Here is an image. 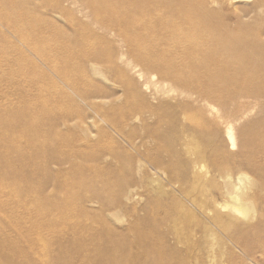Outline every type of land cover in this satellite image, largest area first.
<instances>
[{
  "label": "rangeland",
  "instance_id": "374dc122",
  "mask_svg": "<svg viewBox=\"0 0 264 264\" xmlns=\"http://www.w3.org/2000/svg\"><path fill=\"white\" fill-rule=\"evenodd\" d=\"M9 1L11 0H6V3ZM126 1L121 0L123 3ZM254 1L234 0L232 7L227 4L222 9L224 18L216 21L214 26L220 29L241 31L244 38L253 36L259 31L244 30L243 23L246 21L237 16L234 8L246 7ZM24 3L25 0H12V5L18 12L30 13L33 11L31 8H24ZM3 8L5 7L3 6ZM40 8L43 9V7ZM66 8L62 10L60 16L55 15V19L52 18L54 25H50V29L47 30L32 23L15 35H10L4 31L6 29L0 24V43L3 44V47H0V113L8 116L6 120L4 119L3 125L11 128H9V134L0 143V264H90V262L96 264L98 259L90 254L91 242L88 241V244L81 245V242L77 241L72 234L73 232H83V224L87 223L90 225V233L95 232L96 235H99L103 229L101 217H105L108 221L107 227H114L122 231L131 225L138 224V237L136 236L138 239L145 240L152 232L156 235L160 234L165 241L172 243L170 245L175 248L174 252L179 251L173 259L174 264H185L186 261H189L190 264H198L197 257H200L199 261L204 264H246L243 260L242 246L230 241L229 235L232 234V230L237 231L244 241L252 244L249 228L245 227L247 220L242 213H236V216L239 217L238 225L236 224L234 226L236 228L232 230H226L229 231L227 233H224L226 232L223 230L224 227L219 228L212 225L210 220L214 213L204 210V208L213 207L214 201L222 204H231V201L228 202V198L221 190L211 189L209 191L204 182L210 178V175L205 172H201L203 175L199 174L200 172L198 174L193 172L195 167L192 169L190 159L194 158V155L184 152L182 155L184 159L181 157V161H178L179 169L182 168L181 170L186 174V180L181 183H178L180 181L176 170H171L169 167L165 168L166 171L159 169L160 173H158V169L154 168V170L143 171H137L134 168L124 170L136 158V152L125 141L124 133L133 134V139L139 143L145 141L146 145L141 148L142 151L145 150L152 157L160 154L162 157L165 156L163 162L169 161V156L167 152L165 153L166 149L159 146L158 136L151 132L153 128H147L146 125L155 126L157 121L154 117H150L152 113H162L166 119L169 118V111L160 108L159 104L166 100L170 101L169 98L173 99L172 96L181 97L184 87L174 85L175 90L168 92L165 98L156 99L150 93L151 88L148 90L147 87L152 84L150 73L147 70H142L143 65L136 57L130 58L131 66H136V69L143 73L142 77H139V72L136 74L129 67H124L121 70L116 69L117 75H112L108 80L95 76L90 68L87 70L82 65V60L86 59L89 52L94 49L103 51L104 47L113 42L112 36H106L103 30L98 27L96 16L90 12V8H87L86 1H79L73 7L67 6ZM128 14L123 15V21H127ZM57 26L60 28L58 32L55 31ZM120 39L124 43L123 39L126 37L122 35ZM21 40L27 44V47L20 42ZM13 43L18 46L22 45L23 52L21 54L13 46H10ZM31 49H36V52L30 53ZM43 52L60 54L61 58L56 62L64 72H68L71 76L88 73L90 89L95 86L108 87L110 94L114 93V95L97 100V108H91L84 104L81 100L83 93L73 95L71 98H55L54 96L57 94L53 82L50 80L49 70L42 67L44 71L40 72L32 66L33 63L41 66L39 57ZM62 58L69 60L66 61V65L62 63ZM96 61L104 73L113 69V65L103 58H98ZM232 73L237 78L242 75L239 71L233 70ZM253 82L254 85L261 86L264 81ZM40 83H49L47 86L52 89L53 93L50 92L46 96H42L39 90L41 89L39 88ZM81 83L83 92H87V84L83 81ZM130 85L139 88L144 96L146 107L141 105L140 101H137L136 106L131 104L132 98L127 89ZM219 86L223 92L230 88L233 89V87H237V90L248 87L243 81L236 85L233 80L229 79H222ZM174 100L176 101V99ZM174 100L172 101L174 102ZM211 102L214 105L217 104L215 106L220 111L222 110L221 104ZM258 106L246 104L237 113L240 118L237 127H242L255 119V115H257L256 118L259 117ZM51 108L71 111L74 120L65 126L57 127L58 118L46 113ZM136 112L142 114L139 120L127 117L128 114ZM232 119L231 116L224 118L225 121ZM223 125L220 124V126ZM165 129L164 133L168 128L165 127ZM31 135H34L33 139L30 138ZM221 136V142L224 140L222 144L227 146V138L225 139L224 136L223 139V134ZM12 150L18 151L20 155L15 162L16 165L9 166L11 159L9 153ZM95 150L103 155L97 162L92 157V152ZM230 151L237 153L239 149ZM104 154L108 155L104 157ZM253 158L259 159L257 155H253ZM62 159L63 161H61ZM19 162H22L23 165H17ZM201 168V171L206 170L205 166H196V171ZM106 169H112V172L104 173ZM247 173L251 179H257L256 174L252 171H247ZM219 182V185L224 183L222 179H219ZM132 184H135L133 196L130 199H118L117 195L124 194L121 188H127ZM195 186L200 190L202 188L206 194L199 192V189L195 191ZM251 189L248 188L247 191L253 195L254 191ZM189 193L192 194L189 195ZM90 194L92 199L95 197L92 201H90ZM214 195L215 197H213ZM104 197L116 199L115 209L102 204ZM253 199L257 200L256 197ZM261 199L264 200V193L261 195ZM219 208L221 209L220 206ZM230 211L231 206H228L224 210L222 208L221 213L229 214ZM173 215L179 219L184 216V221L186 218L189 220L181 224V230L186 222H191L193 225L190 226L189 223L184 227L185 229L202 230H198L197 233V237L200 238H196V241H199L197 242L199 245L197 252L195 251L196 258L189 257L188 260H184L185 255L183 257L181 250L185 248V244L182 246L183 243L173 240L174 232L172 233V231H175V228L171 226L173 224L171 219L168 221ZM253 222L257 223L256 220ZM240 225L243 226L241 229ZM180 227L179 232L181 231ZM242 230L243 232L240 233ZM204 231L207 233L204 234ZM216 231L220 233L217 234ZM28 232L34 236L39 234L44 237V240L48 241L47 247L34 244L33 240L32 244L30 240L25 239L24 235ZM213 234L217 236H213ZM220 235L223 236L220 237ZM260 235L264 236V232ZM227 238L228 243L226 242ZM216 240L220 241L215 243ZM173 243L175 244L173 245ZM211 243L212 245L215 243V247ZM155 249L156 247L141 246L138 249L139 252L134 253L137 257H152ZM45 250L46 256L43 254ZM60 251H73L74 255L72 258H65L59 255ZM84 251H87L85 255H83ZM210 254L213 255L210 256ZM213 256H217L218 259ZM92 258L93 261H91ZM254 259L261 263L264 260V255L257 251ZM135 262L138 263V261ZM248 263L253 264L250 261Z\"/></svg>",
  "mask_w": 264,
  "mask_h": 264
},
{
  "label": "bare ground",
  "instance_id": "6f19581e",
  "mask_svg": "<svg viewBox=\"0 0 264 264\" xmlns=\"http://www.w3.org/2000/svg\"><path fill=\"white\" fill-rule=\"evenodd\" d=\"M79 1H86L87 8H90V12L96 16L98 27L103 30L106 36L111 35L113 41L107 47H104L103 51L94 49L89 52L86 59L83 58L82 65L87 70L90 68L95 76L108 80L112 75H117L116 69L121 70L124 67H129L136 74L139 72V77H142L143 73L136 69V66H131L130 58L136 57L143 65L142 70H147L150 73L152 84L147 87L148 90L151 88L150 93L156 99L165 98L166 94L174 89V85L184 87L182 94L180 93L181 97L172 96L173 99L168 97L170 101L162 100L163 102L159 104L160 108H165L169 111V118L166 119L162 113H152L150 117H154L157 122L154 127L146 125L147 128H153L151 132L158 136L155 135L157 140L159 139V146L166 149L165 153L167 152L169 161L163 162L165 156L162 157L160 154L152 157L145 150L142 151L141 148L146 145V142L142 141L139 143L133 139V134L124 133L125 141L136 152L134 162L128 164L124 170L134 168L137 171H143L154 168L158 169V173H160L159 169L166 171L165 168L169 167L171 170H176L180 181L178 183H181L186 180V174L181 170L182 168L179 169L180 164H178V161L184 152L194 155L195 157L190 159L192 169L195 167L193 172H197V174L200 172L199 174L201 175L205 172L210 175V178L204 182L209 191L211 189L221 190L228 198V202L231 201V204H222L214 201L213 207L209 206V208H204L202 203L204 210L214 213L210 220L212 225L219 228L222 226L225 231L232 230L236 228L234 226L238 225L237 222H239V217L236 216V213H242L247 220L245 227L249 228V237L252 244H248L240 237L237 231L233 230L232 234L229 235V239L234 244L242 246L243 260L246 264H249V261L253 264H264V260L260 263L254 259L257 251L264 255V236L260 235V233L264 232V200L261 199V195L264 193V0H255L246 7L234 8L237 16L246 21L243 23L244 30L254 29L259 31L247 38L241 35V31L220 29L214 26L216 21L224 18L222 16L223 7L227 4L230 7L234 6V0H127L125 3L121 2V0H25L23 7L33 9L30 13L18 12L12 5V0L7 3L6 0H0V24L6 29L4 31L10 35H15L32 23L47 30L50 29V25H54L52 18L55 19V15L58 16L63 9H67V6L73 7ZM10 5L12 6L10 7ZM40 7H43V9ZM125 13H129L127 21L122 20ZM59 30L60 28L57 26L55 31L58 32ZM122 35L126 37V39H123L124 43L120 39ZM20 42L27 47L23 40ZM10 46H13L19 54L23 52L22 45L18 46L13 43ZM0 47H3L2 43H0ZM29 52L33 54L36 49H31ZM35 57L38 58L37 55ZM60 58V54L57 52H43L41 57H39L41 66L36 63L32 64L40 72L43 70L42 67L49 70L51 74L50 80H52L51 82H53L55 93L57 94L54 96L55 98H71L73 95L83 93L81 100H83L84 104L91 108H97V100L114 95V93L110 94L108 87L95 86L90 89L88 73H84L81 76H71L68 72H64L59 63L56 62ZM98 58L105 59L109 64L113 65V69L107 73L102 72L96 61ZM66 61L69 60L62 58L64 65H66ZM233 70L239 71L242 75L237 78L232 73ZM222 79L233 80L236 85L243 81L248 87L238 90L237 87H233V89L230 88L223 92L219 86ZM260 80L263 82L261 86L254 85L253 81L260 82ZM81 81L87 84V92H83ZM48 84H39L41 89H38L41 91L40 94L42 96H46L50 92L53 93L52 89L47 86ZM127 89L132 98V105L136 106L138 104L137 101H140V104L146 107V103L143 100L144 96H142L143 94L139 88L130 85ZM171 99H176V101L174 100L173 102ZM211 101L221 104L223 107H219H222V110L220 111L215 106L217 104L214 105ZM248 103L259 105L260 116L256 118L257 115L254 114L255 119L247 122L242 127H237L240 120L237 113ZM46 113L58 118L56 121L57 127L65 126L74 120L72 112L69 110L51 108ZM141 116V112L127 115L128 118H133L134 120H139ZM230 116L233 118L231 121L224 120V118H229ZM7 118V115L0 113V143L11 129L10 126L5 127L3 125L4 119L6 120ZM220 124L224 125L220 126ZM164 126L168 128L166 133H164ZM222 134L223 139L225 136V139L227 138L228 140L227 146L222 144L224 143L223 139V142L220 140ZM120 135L123 134L120 133ZM30 138L33 139L34 135H31ZM231 149H239V151L233 153L230 151ZM9 154L11 157L9 166L16 165L15 162L19 159L18 156L20 154L18 151L13 150ZM253 155H257L259 159L253 158ZM102 156L96 150L92 152V157L96 162ZM57 161L59 160L57 159ZM17 165L22 166L23 164L19 162ZM196 166H205L206 170L204 168L205 171H201V168L196 171ZM191 167L189 166L190 170ZM247 171L255 173L257 179H251ZM105 172L110 173L112 169H106ZM219 179L224 181L222 185H219ZM141 181L143 182L142 179ZM134 188L135 184L127 188L122 187L121 190L124 194L117 195L118 199H130L133 196ZM248 188L256 189L255 191L251 189L254 191L253 195H250V192L247 191ZM194 189L196 191L199 188L195 186ZM189 192L192 191L189 190ZM199 192H205L206 194V191L202 190V188ZM254 197L257 200L253 199ZM93 199L90 194V201ZM102 200V204L105 206H116V199L104 197ZM228 206H231L230 213H221L222 208L224 210ZM112 209H115V207ZM260 217L262 218L260 219ZM183 218L185 217L183 216ZM183 218L179 219L173 215L168 221L171 219L173 223L171 226L175 228V231H172V233L174 232L173 240L183 243L182 246L185 244V248L181 250V253L183 257L185 255L184 260H188L189 257H195V251L199 246L197 243L199 241H196V238L199 239L200 237H197L199 229L196 232L192 228H184L189 223L192 226L191 222H186V225H183L184 229L182 228L181 230V224H184L187 220L186 218L184 221ZM253 220L259 221L252 223ZM193 223L195 222L193 221ZM207 223L209 224V222ZM83 225V232H73L72 235L77 241L81 242V245L88 241L91 242L90 254L98 259L96 264H174L175 261L173 259L179 253V251L174 252L175 248L170 245L172 243L165 241L160 234L156 235L152 232L150 236L147 234L149 237L145 240L138 239V224L131 225L128 229L122 231L114 227H107L108 221L105 217H101L103 229L99 232V235H96L95 232L90 233L89 224ZM178 226L182 232H179ZM227 232L229 231L224 233ZM242 232L243 230L240 233ZM206 233L207 231H204V234ZM215 235L213 234V236ZM222 236L220 235V237ZM24 237L30 240L31 243L34 241V244L47 247L48 241H45L44 237L39 234L34 236L28 232ZM168 241L170 242V240ZM218 241L215 243H218ZM224 242L222 243L226 244ZM226 242H229L228 238ZM214 244L212 245L211 243L215 247L216 244ZM141 246H146V248L148 246L156 247V251L152 257H137L134 252H139L138 249ZM233 246L235 247V245ZM168 249L171 251H168ZM218 250L220 249L218 248ZM86 253L87 251H84L83 255ZM43 254L46 256V250ZM219 254L221 256V253ZM59 255L65 258H72L74 254L73 251H60ZM212 255L210 254V256ZM199 259L200 257H197L198 264H204ZM43 260L46 261L45 258ZM175 260L177 261V259ZM91 261H93V258ZM131 261L134 262L132 263ZM135 261H138V263ZM90 264L93 263L90 262ZM185 264H190V262L186 261Z\"/></svg>",
  "mask_w": 264,
  "mask_h": 264
}]
</instances>
